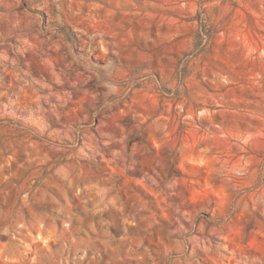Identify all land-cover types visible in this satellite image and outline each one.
Instances as JSON below:
<instances>
[{
    "label": "rangeland",
    "instance_id": "obj_1",
    "mask_svg": "<svg viewBox=\"0 0 264 264\" xmlns=\"http://www.w3.org/2000/svg\"><path fill=\"white\" fill-rule=\"evenodd\" d=\"M25 253L264 264V0H0V264Z\"/></svg>",
    "mask_w": 264,
    "mask_h": 264
},
{
    "label": "clouds",
    "instance_id": "obj_2",
    "mask_svg": "<svg viewBox=\"0 0 264 264\" xmlns=\"http://www.w3.org/2000/svg\"><path fill=\"white\" fill-rule=\"evenodd\" d=\"M104 86L108 88L109 92L115 91L116 86L114 83L105 81ZM44 213L45 214L42 215L39 219L35 216H32L29 219H25L23 211L18 210L17 216L14 221L3 227V232L4 234H8L9 228H11L13 232L12 239H15L17 235L31 236L32 231L47 233V229L44 225L45 221L51 217L52 213L47 209L44 210ZM32 239L35 240L36 237H32ZM25 247H27V245H25ZM21 264H37V257L33 256L31 258H28L27 254L25 253L21 259Z\"/></svg>",
    "mask_w": 264,
    "mask_h": 264
}]
</instances>
